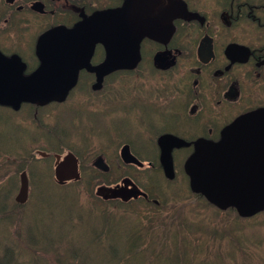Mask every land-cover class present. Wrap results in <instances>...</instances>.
<instances>
[{"label":"flooded vegetation","instance_id":"af4514ba","mask_svg":"<svg viewBox=\"0 0 264 264\" xmlns=\"http://www.w3.org/2000/svg\"><path fill=\"white\" fill-rule=\"evenodd\" d=\"M0 22V55L17 59L24 77L43 63L37 43L44 36L79 29L103 37L90 58L100 80L82 70L75 89L97 84L99 94L113 83V118L129 122L136 136L122 127L106 135L101 122L105 149L173 150V174L163 173L170 180L204 150H249L233 159L242 172L218 177L215 193L235 211L263 199L264 0H0ZM142 75L153 87L128 88L131 96L122 80ZM99 107L103 120L112 119ZM163 137L170 140L160 145Z\"/></svg>","mask_w":264,"mask_h":264},{"label":"trees","instance_id":"16d2710c","mask_svg":"<svg viewBox=\"0 0 264 264\" xmlns=\"http://www.w3.org/2000/svg\"><path fill=\"white\" fill-rule=\"evenodd\" d=\"M42 116L41 111L34 109L23 119L16 120L15 113L9 109V112L6 111V115L1 118H10L15 128L25 134L44 132L51 136L55 135L54 124L46 125ZM28 119L32 123H25ZM29 139L37 143L41 140L26 136L27 142ZM57 141H60V137H57ZM24 145L23 140L17 136L12 147L8 149L0 147V219L13 218L8 232L13 235L17 244L6 247L0 243V264H80L81 260L77 253L64 254L59 248L51 245L52 243L44 236L39 240L38 234L33 232V220L28 223L29 232L26 235L18 232L15 220L24 216L28 209L33 213L35 208H40L44 214L43 224L52 225L51 228L57 232L69 228V233H74L81 224H86L91 229L92 240L97 244L95 253L92 255V259L97 262L105 257L104 263L111 260V264H123L124 259L130 257L127 251L118 256L113 245L99 243L113 235L125 239V250L133 249L142 256L139 264H264L262 259L254 260L253 250L246 245L252 241L241 233L240 227L234 226V223L239 220L237 216H229L223 221L219 220L210 225L209 230L203 231L202 237H196L195 229L182 226H177L172 234L175 218L171 217L170 222L167 219L169 213L167 204L170 202L165 199V193L162 192L156 194L152 193V190L145 191L148 200H158V204L150 203V208H146L144 202V205L139 208L137 202L130 201L128 204L118 203L117 207L113 209H118L117 214H123L121 216L111 209L98 210L96 205L100 200L95 197V187L97 185H115L113 181L106 180L104 177L106 174L82 161V164L80 163V181L58 186L53 179L51 161L47 158H39L34 154L41 148L31 149ZM42 151L51 155L61 151H70L76 155L77 152L79 153V151L75 152L76 150H51V148ZM3 169L6 172H1ZM21 171H27L30 182V196L25 205H18L14 201L19 180L17 174ZM41 183L45 190L47 188L51 190V195L46 201L47 207H42L37 203L39 195L42 194L38 191ZM84 197L91 201V205L97 211L87 205L80 207V202L84 200ZM68 198L76 200L77 203L65 211L66 213L55 211L62 202L66 203ZM53 200L58 203L54 204ZM59 214L63 215L59 216ZM134 215L136 216L134 217ZM101 216L104 218L101 219ZM180 225H183V222L180 221ZM158 228L163 234L160 242L157 236H153V231ZM183 232L186 235L192 234L193 253L180 249L188 242L172 240L174 236ZM225 244L228 247H225ZM199 254L201 257L196 259Z\"/></svg>","mask_w":264,"mask_h":264},{"label":"rangeland","instance_id":"374dc122","mask_svg":"<svg viewBox=\"0 0 264 264\" xmlns=\"http://www.w3.org/2000/svg\"><path fill=\"white\" fill-rule=\"evenodd\" d=\"M2 28V23L0 22V30ZM122 84H125V89L127 91H131L130 89L141 88V89H151L153 85L151 84L150 80L146 78L145 76H140L136 80V78H126L125 81L122 80ZM157 85V84H156ZM115 85L113 83L109 84V86L106 88V90L103 93L95 94L92 92L91 88L89 86H86L82 90H75L73 91L72 95L69 96V99L63 104L64 106L60 107L63 110H68L74 107L73 111L76 108V113H79L82 117V121L84 123V130H77L76 127L72 126L71 119L63 117L59 120V126L61 131L60 136V142L58 150H83L84 148L87 149L83 154V162L85 164L91 165L92 161L94 160L95 156L97 157L102 156L106 162V164L109 166V172L106 174L105 178L108 179V181L112 180H119V183L123 178L128 177H134L139 176L138 173H136L134 170L122 167V164L119 160V150H107L104 148L102 142H101V134L98 132V126L99 124L101 130L102 126L99 121L105 123L106 129L104 133L106 135H110L112 131H115L117 127H122L126 132L129 133V136L136 137L134 133L131 132L130 129V123L129 122H123L118 121L115 117V110L116 105H118V97L116 96V90ZM119 88V87H117ZM130 88V89H128ZM125 89H121V92H123ZM105 93V94H104ZM104 94V95H103ZM103 95V96H100ZM131 96H134L132 92H130ZM143 101V100H140ZM91 102H95L96 104L91 107L88 104H91ZM100 106H102V109H105L106 115L109 118H112L110 120H103L101 118L102 110L100 109ZM146 105V104H145ZM50 108L43 109V113L46 117V120L50 123L54 121V118L56 117L57 110L53 109L49 111ZM146 110V109H145ZM6 115V111L0 110V147L10 148L13 146L15 140L17 139V136L23 140V145L27 142L25 140L26 134L15 128V125L12 123L11 119L8 117L1 116ZM15 118H22L23 111L15 114ZM27 123H30V120L28 119L26 121ZM47 125V124H46ZM44 124V126H46ZM32 135L36 138H42L47 143H38V145H42L41 148L48 149L50 144H55L57 138H54L50 134H46L44 132H33ZM62 137V138H61ZM63 137H68L72 141L71 146H74V148L71 147H64V144L70 145V142L68 143L63 139ZM31 145V143H29ZM37 144H34V147H38ZM144 148H142L143 150ZM140 153V151H138ZM176 172L178 170V165L176 163ZM142 176V175H140ZM181 177H179L180 179ZM118 183V184H119ZM177 184L181 185L179 180L176 182H173L170 184V192H174L177 198V202L172 203H180L181 201L185 202V206L182 204H178L174 209H170L169 213L167 214L168 220L170 222V218L174 217V225L172 226V231L177 227L180 226V221L183 222L184 228L187 227L190 229L196 224H204L206 222H209L210 225L217 223L219 220L223 221L227 219L229 216L232 217L231 214L226 215H220V216H214V220H210V217L213 216V210L212 209H203L200 210V204H193L189 205V194L185 191V186L183 184L181 186H177ZM137 185L143 189L145 186V180L141 179L137 182ZM111 186V185H107ZM101 186H97L99 188ZM164 189L167 191L168 187H164ZM40 192L44 191V187L42 185L39 186ZM42 194H44L42 196ZM42 194L39 195L38 205L42 207H47L46 201L49 199V196L51 195V190L47 188ZM173 199V197H171ZM54 204H57L58 201H54ZM77 201L73 200L71 198H68L66 200V203L62 202L60 204V207H57L55 211H67L72 207L74 204H76ZM85 203H88L91 205V201L85 198ZM82 208V206H80ZM197 207V209H195ZM100 209L98 210H105V209H111V207H108L107 204L103 203L99 206ZM124 209V208H122ZM116 214L118 213V209L113 210ZM26 213L24 216H22L19 220H15V224L17 227V230L20 234L26 235L29 232V221L33 220L32 228L33 232L38 234L39 240L44 236L47 238L54 247H57L60 249L61 252L64 254H67L68 252H72V254H76L79 256L81 262L80 264H111V260H107L106 263H104V259H101L100 261H94L92 259V255L95 253V250L97 248V244L92 240L91 238V229L86 224H81L80 228L74 232L69 233V228H65L62 232H57L55 229H52V225H44L43 219L44 214L42 213L40 208H35L33 213L31 210L25 211ZM66 213V212H65ZM63 214H59L61 216ZM118 216H121L123 214H117ZM104 217L101 216V219ZM12 219L13 218H6V219H0V243L3 246H10L13 244H16L15 239L12 234L8 232L9 227L12 225ZM261 224H264V214H261L255 218H251L249 221H237L234 223V226L241 228V233L249 238L252 243L246 244L248 245L254 252V260L258 261L262 259L264 261V226ZM188 225V226H186ZM56 232V233H52ZM175 231L172 232V234ZM162 232L160 228L153 231V236L159 238V242L162 238ZM180 237V238H179ZM192 234H187L185 232L181 233L180 235L174 236L172 240H181L184 242H188L185 246L181 247V250H188L191 253H193L192 248ZM61 242V243H60ZM106 243V245H113L115 247V252L119 256L123 252L127 251L130 255V257L127 259L125 258L123 261V264H139L142 260V256L138 255L136 251L133 249H124L125 245V239L119 238L116 236H110L106 237V239L101 240L99 243ZM17 245V244H16ZM48 246V245H46ZM225 247H228L227 244H225ZM201 254H199L196 259L200 258Z\"/></svg>","mask_w":264,"mask_h":264},{"label":"water","instance_id":"95a60500","mask_svg":"<svg viewBox=\"0 0 264 264\" xmlns=\"http://www.w3.org/2000/svg\"><path fill=\"white\" fill-rule=\"evenodd\" d=\"M98 35V37H97ZM89 35L81 30L61 31L57 30L41 38L37 43V51L43 60L38 71L29 77L21 75V66L17 59H6L0 55V103L10 104L18 109L20 102L24 100L39 101L65 98L67 93L76 85L78 72L86 70L97 72V81L100 80L98 69H92L90 58L93 52V43L103 41L99 33ZM96 86V85H95ZM94 86V89L96 87ZM169 137L162 139V145ZM233 150H208L205 155L195 157L187 166V171L193 173V168L199 171L198 182L207 189V197H213L216 190L214 176L218 172H228L231 168L230 158ZM121 157L125 163H137L129 150H121ZM161 162L168 170L170 167L169 150H161ZM101 163L100 160L96 164ZM54 176L58 184L79 179L78 161L72 154H67L60 160L56 156ZM224 176V175H223ZM124 185H128L125 183ZM28 180L26 174L20 175V187L15 197L18 204H25L28 199ZM226 186H224V189ZM127 190L126 188H124ZM122 190V191H121ZM127 192H131L128 191ZM123 189L106 192L105 197H127L130 196ZM103 191L101 194L103 195ZM264 209V196L259 200L258 206L250 210L259 211Z\"/></svg>","mask_w":264,"mask_h":264}]
</instances>
